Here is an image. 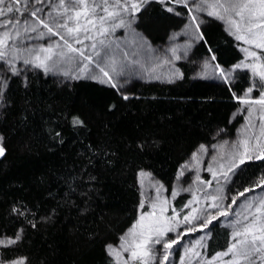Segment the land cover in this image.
<instances>
[{
  "label": "trees",
  "instance_id": "obj_1",
  "mask_svg": "<svg viewBox=\"0 0 264 264\" xmlns=\"http://www.w3.org/2000/svg\"><path fill=\"white\" fill-rule=\"evenodd\" d=\"M51 1L28 0L29 10L19 13L21 25L24 20L32 25L33 5L47 12ZM106 2L111 5L115 0ZM167 2L181 15L168 12L159 0H149L147 15L133 25L153 46L165 45L189 16L185 5ZM87 4L89 9L98 5L95 12L102 15L105 0H87ZM42 12L38 15L44 18ZM14 14L18 13L6 16L10 19ZM82 15L81 22L86 14ZM206 16L200 31L208 38L207 45L205 40L194 43L193 59L206 58L207 46L214 44L215 62L221 67L228 69L243 60L241 43L226 30V23ZM125 32L118 29L113 39L124 37ZM92 33L95 39L102 38L96 28ZM179 69L183 75L176 82H131L127 99L113 85L86 78L61 83L34 69L26 73L27 83L23 76L11 77L7 103L0 108V135L6 149L0 156V239L14 236L21 228L23 239L15 245H0L3 259L26 256L29 264H107L105 242L118 245L139 218L141 169L165 185L175 211L187 212L189 208L183 205L190 195L172 196L178 169L200 144L210 146L222 136L227 141L236 137L244 118L236 116L242 102L233 92L238 96L242 88L246 91L251 73L236 69L239 78L225 83L195 78L196 67L191 63L181 62ZM257 93L254 89L252 94ZM73 114L80 115L85 126H73ZM246 163L253 170L264 164ZM203 178L210 180L206 173ZM215 186L213 182L211 189ZM258 193L264 197L260 188L247 192L249 196ZM236 208L233 205L230 213H240ZM235 219L218 216L213 224L219 227L203 241V248L197 240L207 228L189 235L196 240L190 247L206 258L202 264L233 242L231 222ZM180 245H173L166 264H180L184 255ZM229 258L230 254L216 260Z\"/></svg>",
  "mask_w": 264,
  "mask_h": 264
},
{
  "label": "snow or ice",
  "instance_id": "obj_2",
  "mask_svg": "<svg viewBox=\"0 0 264 264\" xmlns=\"http://www.w3.org/2000/svg\"><path fill=\"white\" fill-rule=\"evenodd\" d=\"M43 0H36L37 4H41ZM160 4L168 12H176V9L169 5L167 0H159ZM77 3L83 4L82 10L77 8L74 3L71 11L75 12V27H69L67 21L74 19L72 15L55 18L49 13V19H44L38 15L40 8L32 6L30 16L35 17V22L28 27V21L24 20L23 25L18 19H9L7 14L22 13L28 9V0H0V27L15 25V27H7L0 33V106L7 103L8 96L6 93L10 89V80L12 76H23L24 82L27 83L26 73L28 71L43 70L47 74L54 71H63L64 75L69 72L62 68V65H72L76 69L86 71L89 64L93 67L90 75L92 80H100L101 82L115 83L113 75L108 70L111 68L116 75L119 76L124 71V66H120L117 71V65L114 63L111 55L105 57L99 55L97 44L93 43L92 48L96 52V59L93 55H86L81 48L73 47L69 39L62 34L61 30L67 33H79L81 29L85 33L96 28V35L102 37L99 44L104 47L107 52L113 47V33L117 27L129 29L134 32L133 25L137 21H142L144 15H147L150 4L149 0H115L109 5L106 0L102 11L106 15L96 16L95 9L98 5H93L89 9L87 0H77ZM64 4V0H60V5ZM183 4L187 7L188 13L191 14V20L184 25L185 35L189 37L186 42L189 46L199 40L207 39L204 33L200 31L202 17L200 13L207 12L209 16L216 17L226 23V30L235 37L236 41H242L239 45L244 53V59L238 63L231 65L228 69L216 63L215 53L212 48L215 46L208 45L206 58L203 60L201 76H215L221 81H229L237 79L232 69H248L251 73V84L241 89V95L233 96L237 100L246 105L249 124L243 129L244 135L235 141L226 153H220V159L212 156L211 159L216 162V167L209 165L207 171L212 174L216 181L213 192L204 195L205 201H211L203 207H191L190 210L181 215L175 211L167 196L162 195V190L167 191L165 185L156 180L152 183L155 188V194L149 193L147 196L142 192L144 200L150 202L149 210L141 211L139 219L124 233L119 240L118 245L111 242H105V253L107 264H154L157 256L163 262L169 261L173 255V245H177L181 239V225H184L183 232H192L196 228H207L208 232L201 236L197 244L203 248V241L210 237L219 225L213 224L218 216L227 218L229 215V202L236 203L237 196H244L245 192L252 191L253 188H260L264 192V164L253 170L254 166L251 161L264 162V125L260 126L259 134L249 131L253 128L251 117L254 113L259 112L264 116V0H172V5ZM143 10V12H142ZM82 11L86 14L83 22H81ZM64 12L68 13L69 8L65 7ZM91 12V15L87 13ZM142 13L141 15H137ZM181 15V12H176ZM60 29V30H57ZM46 30V31H45ZM29 33H36L35 37ZM52 34L59 37L63 42L60 43L52 40L51 43L39 44L40 38ZM52 38L51 36L49 37ZM88 36L85 35V39ZM145 41L146 37H142ZM10 41H12L10 43ZM28 41H33L29 46ZM76 43H80L77 38ZM219 49H217L218 51ZM172 56L176 60H180L181 56L177 54L176 47L169 49ZM82 59L87 63L81 68ZM17 61L23 62V68L17 67ZM164 63H171L167 58ZM11 74V75H10ZM180 76L182 72L176 70ZM241 75L247 76L246 73ZM258 90L256 96H252L253 90ZM127 99V96L124 97ZM70 122L73 126H85V120L80 115H71ZM220 131H223L221 129ZM58 135V134H57ZM219 135V133H217ZM4 137L0 135V156L5 153L3 144ZM225 140L221 145H212V147L224 148L228 145ZM143 147V145H141ZM209 145L200 144L197 151L193 152L189 158L178 169V177H183L185 170L191 168H199L201 154H208ZM141 178L140 183L143 186L144 177H151V172L141 169L139 172ZM235 178V180H233ZM197 181H201L202 177L197 175ZM206 185L213 187L212 180H203L202 185L196 188L197 192L202 190ZM180 190L191 192L193 188L181 187L173 190L174 197ZM144 200L141 201L139 208L144 209ZM196 201L189 200L183 207L189 208ZM245 210L243 213H233L236 219L232 224L233 242L227 247L226 251L216 252L212 260L220 257L229 256L230 258L222 261V264H264V197L252 199L245 198ZM173 207L172 214H168V208ZM16 211V209H14ZM242 217V218H241ZM209 225H212L209 228ZM35 227V224H32ZM169 233H174L170 236ZM238 238V239H237ZM23 239V228L14 236H7L0 239V245H15ZM160 245V249L156 246ZM184 248V255L180 257V264H202L200 251L195 248L180 245ZM128 254L127 256L125 254ZM191 253V255H189ZM187 258V259H186ZM0 264H29L26 256H19L16 259L5 260L0 255Z\"/></svg>",
  "mask_w": 264,
  "mask_h": 264
},
{
  "label": "rangeland",
  "instance_id": "obj_3",
  "mask_svg": "<svg viewBox=\"0 0 264 264\" xmlns=\"http://www.w3.org/2000/svg\"><path fill=\"white\" fill-rule=\"evenodd\" d=\"M74 3H76L77 5L79 4L77 3V0H64V4L60 5V0H52L51 2H48V4L46 5V8L50 10L47 12L51 13V16L55 18L64 17L66 19L67 15H72L74 19L71 21H67V23L69 27H75V12L71 11V6ZM65 7L69 8L68 13L64 12ZM42 11H44V9L41 7L40 12L38 13H41ZM47 12H42L45 19H49V13ZM103 13L102 15H106V13L104 14ZM96 15L98 16L101 14L96 13ZM206 15H207V12L200 13V16L202 17L201 25L205 22L206 17H207ZM9 16H10V19L19 20L21 18V15L19 13L14 14V15H9ZM82 17L83 15L81 14V20H82ZM190 20H191V14L189 13L188 18H186V23H188ZM30 22L31 23L35 22V19H31ZM8 27H15V26L10 25ZM28 27H31V26H28ZM120 28L121 30L124 29V31H126L124 37L119 38L117 36L115 39H113L114 41L113 47L111 49H108L107 52L105 51L104 47L99 44V41L102 38L95 39V36L92 33L93 28H91V31H89L88 33H85L83 29H81L79 33H72V34L67 33L66 30H61V31H62V34H64L66 38L69 39V42L72 43L73 47L81 48V50L84 51L86 55H93L94 60L96 59V52L93 50L92 44L96 43L97 48L99 49V55L101 57H105V59L107 60L108 55H111L114 63L117 65V71H119L120 66H124V71L119 76H117L116 72H113L111 68L108 69L114 77V81H115L114 84L108 83V82H101L100 80H95L103 84L113 85L122 95L127 94L128 85L131 82H134L136 80H144L146 82L147 81L176 82L180 80L182 76L178 74H174V73H176L177 69L179 70V72H181L179 69V63L181 62L191 63L194 65V67H196V70L194 73L195 78L213 80V81H221L220 79L217 78L219 76V73H216L215 76L209 75L207 77L199 75L200 71L202 70L203 60L205 58L200 61H195L193 59L192 54H193L194 43L191 46H189L186 43L189 40V37L185 35L184 27L180 31L170 35L165 45H157V46H153L147 40L145 41L144 39H142L143 35L139 34L136 30L134 32H130L129 29L127 28L117 27L114 30V33H117L118 29ZM3 30H0V33H2ZM57 30H60V29H57ZM29 35H31L32 37H35L36 33H29ZM85 35L88 36L87 39H85ZM50 36L52 37L51 39L49 38ZM77 38L80 40V43H76ZM52 40H55L56 42L60 43L61 46H63V42L60 41L59 38L52 36V34H48L40 38L38 43L46 45V42L51 43ZM11 42L12 41H10V43ZM32 43L33 41H28L29 46H31ZM240 43L241 45L243 44L242 41H240ZM172 47H176L177 54L181 56L180 60H176L175 57L171 55L169 49ZM165 58L169 59L171 63H164ZM84 63H87V62L82 59L81 68L83 67ZM16 66L23 68V62L17 61ZM62 68L68 71L69 75L67 76L64 75L63 71L49 72L46 75L52 76L56 78L59 82L64 83V82H67L69 80H73L76 78L90 79L89 77L93 72V67L91 64H89V68L86 71H81L79 69H76L74 66L67 65V64L62 65ZM235 70L236 69L233 68L232 72L235 73ZM36 71L43 73V70H36ZM232 80L233 79L230 77L229 81H221V82L230 83ZM251 95L254 96L253 94ZM246 107L247 106L242 103L241 109L238 111V113H236V116L239 115L240 117L244 118V123L238 129L236 133L237 134L236 137L232 141H228L229 142L228 145L225 146L224 148L212 147V145H221L223 141L227 140L225 136H222L221 140L216 141L215 143L209 146L207 155H204V154L200 155L199 159L201 161V166L198 169L191 168V169L185 170L184 176L177 178L174 190L181 187V185L183 188H188L189 186L193 188V191L191 192L180 190L175 195V196L190 195V200L196 201V203L190 205L187 212L190 210L191 207H203L202 204L207 205L211 203V201H205L203 197L205 194L213 192L215 187L211 189L205 185L203 187H205L206 189L202 187V190L200 192H197L196 188L200 187L202 185V181L205 180V178H203L204 173L208 174V177L210 178V180H212L213 182H216L213 179L212 174L207 171V167L211 165L215 168L216 162H214L211 159V157L217 156V160H219L220 153H226L230 149L231 145L235 141H237L238 138L243 137V135L245 134L243 129H245V127L249 124V118H248L247 111L244 110L246 109ZM251 124L253 125V128L249 129V131H254L258 135L260 131V126L264 125V116H262L259 112L254 113L251 117ZM197 175L202 177L201 181H197L195 179ZM143 179H144V184L142 186L140 183L141 178L139 176V185H140L141 193L143 192L145 196H147L149 193L154 195L155 188L152 187L151 185L154 181H156V179L153 176L151 177L145 176ZM162 195L166 196L165 191L163 190H162ZM260 195L261 194L258 193V194L249 196L247 192H245L244 196H238L236 200H241L242 198L244 199L241 201H237V203H235L237 206L236 209L240 210V213H243L245 210V203H244L245 198L252 199L253 196H255L256 198H260L262 197ZM141 197H142L141 201L144 200V197L142 195ZM235 204H231L229 202V215L230 216L228 215V217H236L235 215H233V212L230 213V210H231L230 208H233V205ZM149 206H150V202L148 200H144V209L143 210L140 209V213L141 211L149 210ZM169 209L170 208H168V214H172L173 210L170 211ZM139 217H140V214H139ZM184 227H185L184 225H181L182 236L178 244L182 243V245L188 246V247H190L196 241L194 237H190L189 235L197 234L198 232L204 231L206 229V228H196V230L192 232H183ZM169 235L174 236L175 234L169 233ZM184 236H186V239H184ZM200 238L201 237H199L198 240ZM160 247H161L160 245L156 246L157 249H160ZM183 249L184 248L182 247V250ZM125 255L127 256L128 254L126 253ZM166 263L167 262H163V264H166ZM154 264H161V260L159 256H157L156 260L154 261ZM207 264H222V260H210L209 262H207Z\"/></svg>",
  "mask_w": 264,
  "mask_h": 264
}]
</instances>
